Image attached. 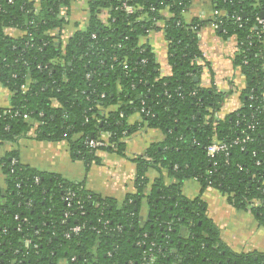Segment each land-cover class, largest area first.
<instances>
[{"label": "trees", "instance_id": "trees-1", "mask_svg": "<svg viewBox=\"0 0 264 264\" xmlns=\"http://www.w3.org/2000/svg\"><path fill=\"white\" fill-rule=\"evenodd\" d=\"M72 1L0 0V84L11 95L8 107L0 104V142L31 134L65 140L73 159L91 165L100 162L98 150L123 154L125 139L145 126L166 139L134 158L137 193L122 203L23 164L18 150L9 151L0 159L6 176L0 264H144L151 256L150 264H264L262 253L238 254L224 245L204 203L180 192L192 179L203 190L214 187L264 226V26L257 22L264 0L216 1L213 21L223 37L236 38L234 64L246 79L241 107L223 118L230 93L196 80L205 22L184 19L192 0H89L86 25L64 44ZM166 9L172 16L160 27ZM158 30L169 43L168 77L160 76L153 48L141 42ZM135 114L140 121L131 124ZM103 134H109L106 146L88 145ZM213 141L227 143L228 151L209 157ZM152 169L160 178L143 221ZM77 225L83 229L68 236Z\"/></svg>", "mask_w": 264, "mask_h": 264}, {"label": "crops", "instance_id": "crops-1", "mask_svg": "<svg viewBox=\"0 0 264 264\" xmlns=\"http://www.w3.org/2000/svg\"><path fill=\"white\" fill-rule=\"evenodd\" d=\"M216 1L192 0L191 6L184 12V19L188 23L195 18L205 22L198 34L202 57L197 62L203 67L198 80L204 87L214 84L219 91L230 93L219 112V117L223 118L241 107V90L245 87L246 79L241 68L234 64L238 52L236 38L223 37L220 34V27L213 21ZM88 2L89 0L72 1L69 24L63 34L64 44L80 26L86 25L89 14ZM161 16L158 25L163 27L172 14L166 9L161 12ZM12 33L13 36H20L18 31ZM141 42L153 48L160 76H171L169 43L164 31H151ZM10 97L8 90L0 84V104L3 107H8ZM129 121L135 124L140 118L135 114ZM165 139L166 135L162 130L145 126L125 139L126 148L123 154L98 150L100 162L88 165L81 160L73 159L67 141L38 140L31 134L17 142H0V159L11 150H18L23 164L46 173L60 175L73 182L84 183L92 192L122 203L127 196L137 193L134 158L145 155L153 146L164 142ZM159 178L158 171L153 169L148 171V183L140 210L143 221L147 220L150 213L148 196ZM165 180L167 183L170 182L167 178ZM5 182L6 176L0 168V187H5ZM180 192L190 200L199 198L204 203L207 216L217 227L221 241L234 253L264 254V226L250 211L236 208L230 203L227 195L214 187L203 190L200 183L194 179L185 181ZM181 233L186 236L185 228Z\"/></svg>", "mask_w": 264, "mask_h": 264}, {"label": "built area", "instance_id": "built-area-1", "mask_svg": "<svg viewBox=\"0 0 264 264\" xmlns=\"http://www.w3.org/2000/svg\"><path fill=\"white\" fill-rule=\"evenodd\" d=\"M126 9L127 10H132L133 8L129 5H126ZM67 9L66 8H63V11H62V15L61 16H67V13H66ZM219 12L216 11V14H218ZM257 22L260 24V25H263L264 26V17H258L257 18ZM217 27H218V24H216ZM12 31H17L15 29H9V32L11 34ZM22 34V33H20ZM23 88L25 89L26 87L23 86ZM25 118H27V116H25ZM109 134H103L102 135V139L101 140H90V141H87L88 145L92 148H99V147H103V146H106L108 143H107V139L106 137L108 136ZM247 139H244L243 142H246ZM240 141L237 140V143H239ZM228 151V145L227 143H223L221 141H213L208 147H207V153H208V156L213 158L217 153L219 152H227ZM69 200V197L68 199ZM254 205H260V202L259 201H254ZM68 215V213H67ZM83 229L82 226L80 225H77L73 228L70 229V232L67 234L69 236V234L71 233H74V234H78L81 230ZM149 258V262H146L144 264H150V263H153L154 262V257L151 256V257H148ZM148 260V259H147Z\"/></svg>", "mask_w": 264, "mask_h": 264}, {"label": "flooded vegetation", "instance_id": "flooded-vegetation-1", "mask_svg": "<svg viewBox=\"0 0 264 264\" xmlns=\"http://www.w3.org/2000/svg\"><path fill=\"white\" fill-rule=\"evenodd\" d=\"M170 216L172 217L173 214L171 213ZM166 224H167V226H168L170 229H173V226L175 225L173 220H172V221H168V222H166ZM185 230L187 231V233H186V236H185V235H184V236H185V237H189L191 231L189 230V228H185Z\"/></svg>", "mask_w": 264, "mask_h": 264}, {"label": "water", "instance_id": "water-1", "mask_svg": "<svg viewBox=\"0 0 264 264\" xmlns=\"http://www.w3.org/2000/svg\"><path fill=\"white\" fill-rule=\"evenodd\" d=\"M262 17H264V13H262ZM222 28L220 27V30H221ZM196 80H198V78H196Z\"/></svg>", "mask_w": 264, "mask_h": 264}]
</instances>
